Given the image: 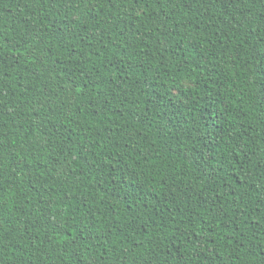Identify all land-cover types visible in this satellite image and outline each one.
<instances>
[{
	"label": "trees",
	"instance_id": "obj_1",
	"mask_svg": "<svg viewBox=\"0 0 264 264\" xmlns=\"http://www.w3.org/2000/svg\"><path fill=\"white\" fill-rule=\"evenodd\" d=\"M0 264H264V0H0Z\"/></svg>",
	"mask_w": 264,
	"mask_h": 264
}]
</instances>
